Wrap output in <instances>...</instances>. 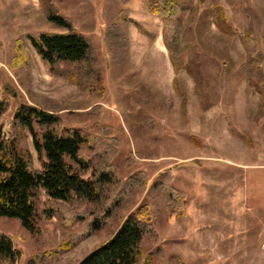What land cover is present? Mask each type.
Returning a JSON list of instances; mask_svg holds the SVG:
<instances>
[{
  "label": "rangeland",
  "instance_id": "rangeland-1",
  "mask_svg": "<svg viewBox=\"0 0 264 264\" xmlns=\"http://www.w3.org/2000/svg\"><path fill=\"white\" fill-rule=\"evenodd\" d=\"M186 1L198 9L191 22L189 10L184 14L183 41L184 57H200L199 92L187 72L175 74L164 24L145 0H0V100L10 106L4 122L30 169L41 170V162L30 132L15 123L22 105L82 130L88 143L81 155L91 165L86 178L93 169L111 171L125 189L115 199L126 193L99 231L75 243L105 217L114 195L98 207L55 201L40 190L38 233L0 217V232L21 253L18 264H77L130 214L153 231L142 264H264V216L250 201L264 197V76L256 84L241 74L250 54L261 56L264 73V0ZM217 7L238 35L216 27ZM49 14L90 40L101 85L87 74L79 85L52 73L34 50L29 35L65 32Z\"/></svg>",
  "mask_w": 264,
  "mask_h": 264
},
{
  "label": "trees",
  "instance_id": "trees-1",
  "mask_svg": "<svg viewBox=\"0 0 264 264\" xmlns=\"http://www.w3.org/2000/svg\"><path fill=\"white\" fill-rule=\"evenodd\" d=\"M145 8L164 24L163 39L175 74L187 72L199 92L202 83L200 57L197 53L184 57L188 46L183 41L184 14L189 10L188 19L193 21L197 7L186 0H145ZM214 12L215 25L225 36L232 38L238 35L229 25L222 8L217 7ZM48 18L65 32H42L29 35L28 38L40 58L49 65L50 71L67 76L79 85L88 75L101 85L102 78L90 40L75 30L64 17L49 14ZM248 36V33L242 36L247 47ZM262 61L261 56L258 58L250 54L241 68V74L257 84L259 77L264 76ZM253 64L256 69H252ZM62 65L77 67L78 72L69 74L61 69ZM9 110L7 101L0 100V217L17 219L24 229L35 234L39 231L35 200L40 190L55 201H81L98 207H102L114 195L105 217L95 218L89 229L75 238V243L99 231L112 217L113 210L119 206L126 193L120 195L121 199H115L125 189H119L118 179L111 171L93 169L90 177L86 178L91 165L81 155V150L88 143L87 136L79 129H64L59 116L52 111L22 105L15 115V123L28 130L32 136L41 162V170L34 172L29 167L26 153L18 147L4 122ZM53 212H48V218L53 216ZM66 224L65 229L70 221ZM152 232L147 220L137 214H130L109 240L77 264H142L143 242ZM72 244L66 243L64 247L71 248ZM20 259L21 253L11 237L0 232V264H18Z\"/></svg>",
  "mask_w": 264,
  "mask_h": 264
},
{
  "label": "crops",
  "instance_id": "crops-1",
  "mask_svg": "<svg viewBox=\"0 0 264 264\" xmlns=\"http://www.w3.org/2000/svg\"><path fill=\"white\" fill-rule=\"evenodd\" d=\"M250 201L254 202L255 203V210H256V215L258 217H263V212H264V197H262L261 195H252L250 196ZM263 225V223H262ZM248 234V233H247ZM244 242H250L251 244V240L248 241L247 239V236L245 238V241ZM253 247V246H252Z\"/></svg>",
  "mask_w": 264,
  "mask_h": 264
}]
</instances>
